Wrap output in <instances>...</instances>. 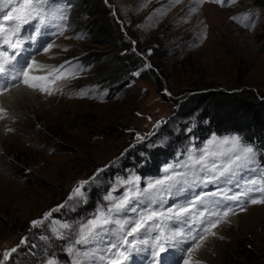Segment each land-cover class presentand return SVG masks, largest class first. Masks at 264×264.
I'll return each mask as SVG.
<instances>
[{"label": "rangeland", "instance_id": "374dc122", "mask_svg": "<svg viewBox=\"0 0 264 264\" xmlns=\"http://www.w3.org/2000/svg\"><path fill=\"white\" fill-rule=\"evenodd\" d=\"M103 2L121 31L116 48L92 45L91 37L75 28L73 15L86 0L67 1V10L60 5L67 17L64 33L56 36L54 25L42 26L34 35L36 42L29 40L32 58L47 66L40 73L46 75L65 61L71 62L66 67L69 71H80L54 95L35 91L32 102H20L19 113L0 120V264H47L53 257L56 264H76L68 251L69 240L57 239L53 233L54 222L78 225L92 219L98 207L107 205V193L125 178L119 168L128 155L156 136L157 143L175 137L179 126L173 119L199 104L204 95L239 94L264 101V6L254 7L253 0H224L222 4L204 0L198 13L190 15L181 14L188 0L175 6L172 0ZM246 14L254 21L248 28L243 26ZM49 43L48 52L39 50L38 45L45 48ZM77 59L92 61L83 62V67ZM106 68L116 74L115 79L102 74ZM136 72L138 76L133 75ZM81 91L88 95H78ZM186 127L189 132L194 126L189 122ZM8 128L14 131L8 132ZM218 130L223 132L218 138L230 136L229 127ZM137 134L143 139L138 141ZM212 136H197L202 138L197 147H203ZM98 169L103 171L96 175ZM81 181H89L84 186L86 197L73 207L74 201L68 197ZM212 186L203 191L215 190ZM230 187L238 191L234 185ZM97 192L99 196L93 198ZM123 192L121 187L114 195ZM169 198V206L180 202ZM61 204L67 206L52 211L41 227H32L31 221L42 219ZM231 218L234 223L221 224L216 236L198 241L202 246L192 252L193 260L200 264H264V205L236 209L228 220ZM247 246L248 258L237 254ZM13 248L16 252L4 261L3 254ZM76 248L81 258L88 255L91 261L84 246ZM187 255L185 252V258ZM175 259L182 264L179 253Z\"/></svg>", "mask_w": 264, "mask_h": 264}, {"label": "snow or ice", "instance_id": "6c2138e0", "mask_svg": "<svg viewBox=\"0 0 264 264\" xmlns=\"http://www.w3.org/2000/svg\"><path fill=\"white\" fill-rule=\"evenodd\" d=\"M181 2L172 0V6ZM203 2L188 0V6L181 14L185 11L190 15L197 14ZM214 2L222 4L224 0ZM9 5L14 6L3 14ZM0 14H3L0 15V96L11 95L12 89H19L21 84L29 90L51 96L69 80L77 78L79 68L69 71L65 67L71 66L70 61L53 66L44 76L30 74L38 67L43 69L47 66L37 65L35 60L28 62L32 53L22 31L30 27L40 33L42 26L54 25L58 34H62L64 26L56 23L67 19L62 9L53 6L51 0H0ZM252 23L254 21L246 14L243 26L248 28ZM27 40L36 42V36L30 35ZM51 47L49 43L43 51L48 52ZM133 75L138 76L139 72ZM60 81L65 84H59ZM78 95L86 96L88 93L81 91ZM9 118L8 111L0 106V120ZM7 131L14 129L8 128ZM142 139L137 134V140ZM177 157L175 162L163 167L159 177L142 178L132 174L130 178H121L104 197L107 205L98 207L96 214L87 222L78 225L54 222L53 233L57 239L69 240L68 251L76 264H95L97 253L100 264L105 261L107 264H126L133 253L145 250H150L151 264H178L175 259L177 253L182 264H200L192 258V252L202 246L198 241L205 240L208 235L216 236V230L221 224L230 222L228 218L236 214V209L245 211L249 204L264 205V187L260 186L264 181V168L257 164L254 146L238 135L223 138L213 135L203 147L190 143ZM101 171L98 169L96 175ZM246 173L251 175L246 176ZM88 183L79 182L69 195L68 200L74 201L73 207L85 199L84 186ZM210 184L215 186V190L203 191ZM233 185L238 191H232L230 186ZM121 187L124 188L123 194L114 195ZM197 188L201 191L194 192L193 189ZM169 197L179 198L180 202L164 207ZM65 206L61 204L45 213L42 219L31 221L32 227H41L44 221L49 220L52 211ZM129 213L133 215L130 217ZM24 243L22 240L21 244ZM188 243L193 247L184 248L183 245ZM76 245L85 246L91 261L88 255L83 258L78 255ZM16 250L6 251L3 260L8 261ZM47 264H56L55 257Z\"/></svg>", "mask_w": 264, "mask_h": 264}, {"label": "trees", "instance_id": "16d2710c", "mask_svg": "<svg viewBox=\"0 0 264 264\" xmlns=\"http://www.w3.org/2000/svg\"><path fill=\"white\" fill-rule=\"evenodd\" d=\"M253 4L254 7L261 8L264 6V0H253ZM73 21L76 29L91 37L92 45L113 49L121 40V31L113 24L103 0H86V4L76 10ZM261 52L264 54V43ZM91 58L96 59L95 55ZM92 60H85V63L89 64ZM119 64L124 65L123 57L119 58ZM106 69L102 74L115 79L116 74ZM173 122L179 126L177 135L167 136L166 143H157L159 136H156L149 140L150 145L147 144L148 141L135 149L123 162L126 174L135 172L141 177L158 174L161 165L176 159L174 149L182 148L191 137L197 138L212 131L220 134L222 131L218 129L227 127L230 128L228 131L231 134L238 135L244 142L254 146L257 150V162L264 166L263 100H254L253 97H243L239 94L211 93L204 95L201 102L193 108L178 114ZM189 122H194V127L191 132H185ZM98 196L99 192L95 193L93 198ZM247 247L237 254L248 258L250 246Z\"/></svg>", "mask_w": 264, "mask_h": 264}, {"label": "bare ground", "instance_id": "6f19581e", "mask_svg": "<svg viewBox=\"0 0 264 264\" xmlns=\"http://www.w3.org/2000/svg\"><path fill=\"white\" fill-rule=\"evenodd\" d=\"M37 62V61H36ZM37 65H40L37 62ZM40 68H36V70L32 71L31 75H37V76H44L43 73H40ZM34 92L32 90H29L25 88L22 84L20 85L19 89H12L11 95H4L0 96V106H3L10 114H16L19 113V106L21 103L29 104L32 102L34 98ZM21 102V103H20ZM24 106V105H23ZM230 222L222 224V227H226L228 224L234 223V220L231 218L229 219ZM209 240V237L206 238V240ZM204 241V240H202Z\"/></svg>", "mask_w": 264, "mask_h": 264}]
</instances>
